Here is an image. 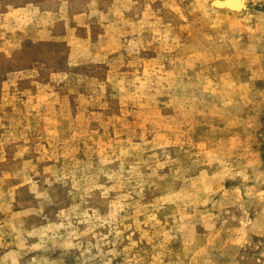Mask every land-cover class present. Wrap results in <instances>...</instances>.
<instances>
[{
	"label": "rangeland",
	"instance_id": "obj_1",
	"mask_svg": "<svg viewBox=\"0 0 264 264\" xmlns=\"http://www.w3.org/2000/svg\"><path fill=\"white\" fill-rule=\"evenodd\" d=\"M0 0V264H264V0Z\"/></svg>",
	"mask_w": 264,
	"mask_h": 264
},
{
	"label": "bare ground",
	"instance_id": "obj_2",
	"mask_svg": "<svg viewBox=\"0 0 264 264\" xmlns=\"http://www.w3.org/2000/svg\"><path fill=\"white\" fill-rule=\"evenodd\" d=\"M217 6H228L232 9L240 8L243 4V0H216Z\"/></svg>",
	"mask_w": 264,
	"mask_h": 264
}]
</instances>
